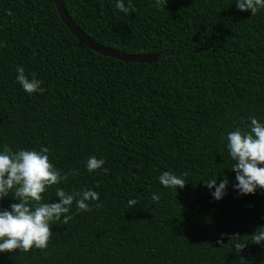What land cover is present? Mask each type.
<instances>
[{
	"label": "trees",
	"instance_id": "16d2710c",
	"mask_svg": "<svg viewBox=\"0 0 264 264\" xmlns=\"http://www.w3.org/2000/svg\"><path fill=\"white\" fill-rule=\"evenodd\" d=\"M62 1L96 43L160 58L126 64L94 52L54 0H0V151L47 147L69 173L42 202H60L57 188L99 195L87 201L90 211L74 201L67 224L52 222L46 249L3 252L0 264H264V241L253 237L264 231V189L233 188L227 148L228 133L248 129L251 117L264 123V9L252 15L236 0H124L136 9L125 14L117 0ZM18 67L43 82L42 94L23 90ZM91 156L105 164L90 173ZM164 171L185 187H164ZM213 176L217 186L229 180L220 200L205 186ZM130 199L139 202L131 209ZM18 202L10 194L0 210Z\"/></svg>",
	"mask_w": 264,
	"mask_h": 264
},
{
	"label": "clouds",
	"instance_id": "9594fccd",
	"mask_svg": "<svg viewBox=\"0 0 264 264\" xmlns=\"http://www.w3.org/2000/svg\"><path fill=\"white\" fill-rule=\"evenodd\" d=\"M236 6L240 11L251 10L252 15H256L259 10L264 9V0H236ZM115 7L125 14L136 10L130 2L126 7L124 0H117ZM16 72V80L26 93L31 95L44 92L42 81L34 76L29 79L22 67H18ZM227 141L230 157L235 161L231 170L235 171L238 181L233 188L241 195L255 194L257 189H264V123L253 116L248 129L237 127L228 133ZM48 153L47 147H42L40 151L22 149L13 152L10 147L5 146L0 151V200L11 194L19 201L10 205L11 210H0V253H11L18 249L25 252L33 248L46 249L53 235L52 222L60 221L63 217L64 224H67L72 216L66 214L74 201L80 211L87 212L91 210L87 201L99 200L98 193L93 190L67 194L63 189L57 188L56 195L60 202H42V194L46 189L67 180L69 175L61 174L49 159ZM104 164V159L91 156L87 161V170L91 173L101 169ZM70 174L76 175V170H72ZM158 179L164 187L176 190L184 188L187 183L185 179L169 171H164ZM228 184L229 180L225 176L217 186V179L213 176L205 186L215 188L212 195L214 199L220 200L226 194ZM159 199V195L153 193L152 200L158 202ZM138 203L136 199L128 200L130 209ZM253 237L254 244L261 243L264 241V231L258 229ZM218 243L222 244L223 241ZM244 247L245 244L235 245L237 251Z\"/></svg>",
	"mask_w": 264,
	"mask_h": 264
},
{
	"label": "water",
	"instance_id": "95a60500",
	"mask_svg": "<svg viewBox=\"0 0 264 264\" xmlns=\"http://www.w3.org/2000/svg\"><path fill=\"white\" fill-rule=\"evenodd\" d=\"M56 8L59 12V15L68 29L73 33V35L85 46L92 49L94 52L110 57L116 60H120L126 64L128 63H156L160 58V54H144V55H135V54H127L124 52H120L108 47H105L101 44L96 43L88 36H86L82 30L76 25L71 16L69 15L68 10L66 9L62 0H54Z\"/></svg>",
	"mask_w": 264,
	"mask_h": 264
}]
</instances>
